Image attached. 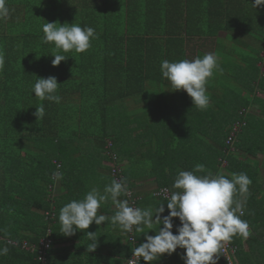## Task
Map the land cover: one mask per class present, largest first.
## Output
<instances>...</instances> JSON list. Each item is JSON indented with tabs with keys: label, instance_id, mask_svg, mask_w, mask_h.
<instances>
[{
	"label": "trees",
	"instance_id": "16d2710c",
	"mask_svg": "<svg viewBox=\"0 0 264 264\" xmlns=\"http://www.w3.org/2000/svg\"><path fill=\"white\" fill-rule=\"evenodd\" d=\"M252 2L7 0L9 18L0 20V247L9 251L0 264H40L41 240L50 241L44 264H129L158 224L123 231L111 222L117 209L109 198L98 210L107 221L66 237L60 209L93 188L104 194L122 174L127 193L119 199L142 209L164 204L162 218L178 173L198 164L199 176L246 173L251 180L247 193L234 196L250 235L233 236L217 264H264V6ZM46 22L92 27L96 38L83 53L61 52L68 58L53 66ZM210 52L219 69L206 84L209 107L200 110L173 89L160 65ZM49 76L60 84L59 103L32 94L36 77ZM254 103L258 113L249 110ZM41 104L45 115L37 119ZM233 124L236 139L226 144ZM108 159L112 167L102 164ZM99 168L106 173L91 179ZM150 177L153 191L144 190ZM179 226L173 218V234ZM87 231L98 237L95 255L87 251ZM184 252L177 248L153 264H184Z\"/></svg>",
	"mask_w": 264,
	"mask_h": 264
},
{
	"label": "clouds",
	"instance_id": "9594fccd",
	"mask_svg": "<svg viewBox=\"0 0 264 264\" xmlns=\"http://www.w3.org/2000/svg\"><path fill=\"white\" fill-rule=\"evenodd\" d=\"M251 5L255 9L264 6V0H253ZM9 14L7 0H0V20L8 19ZM42 31L43 42L54 44L55 54H50L54 57L53 66L68 58L60 54L61 52L83 53L91 47V40L96 38L92 27L82 28L75 23L46 22ZM4 63V56L0 53V71L3 70ZM218 69V58L211 52L193 60H164L160 65L162 76L170 81L173 89L185 91L192 104L200 110L209 107L206 84L213 76L214 70ZM59 85L53 76L36 77L32 94L41 101L59 103ZM34 115L37 119L43 118V104L36 107ZM202 171L204 165L198 164L195 171L178 173L172 185L173 189L178 191H172L167 196L168 214L162 218L160 214L165 212L164 204H160L155 210L142 209L131 206L126 199H119L127 193L122 181L113 180L105 187L104 194L93 188L82 200H73L60 209L61 233L66 237L72 236L78 229L87 230L93 222L99 226L107 221L109 217L98 214V210L110 198L117 209L111 217V222L119 224L123 231L132 232L135 226L136 232L144 233L145 228L151 230L155 224L159 225L155 235H147L149 231L145 234V242L135 247L134 259H130L129 264H140L141 258L147 264H153L162 255H171L177 248L185 250L182 256L184 264H217L221 250L233 236L247 238L250 235L247 221L242 220L238 214H242V208L234 196L237 192L247 193L251 180L246 173H233L231 179L211 173L204 176L195 174ZM56 177L59 179L60 174L57 173ZM173 218L180 221V226L176 229L177 234L172 231ZM86 234L91 241L87 251H94L98 246V237L95 232L87 231ZM8 251L7 247H0V255H7Z\"/></svg>",
	"mask_w": 264,
	"mask_h": 264
},
{
	"label": "rangeland",
	"instance_id": "374dc122",
	"mask_svg": "<svg viewBox=\"0 0 264 264\" xmlns=\"http://www.w3.org/2000/svg\"><path fill=\"white\" fill-rule=\"evenodd\" d=\"M258 94V93H257ZM244 96H246V97H249V96H247V95H245V93L243 94ZM260 95V94H259ZM215 108H219V106L216 104L215 106H214ZM259 104H253L252 105V107H250V111H253V112H257L258 113V111H259ZM234 125V124H233ZM234 126H236V129H235V131L239 128L238 127V125L237 124H235ZM233 127V126H232ZM235 131H234V133H235ZM230 134V133H229ZM229 136V135H228ZM235 139H236V135H234V141H235ZM227 140V139H226ZM256 158H258L259 160H261L262 158H261V156L260 155H256ZM94 161H95V159H93ZM112 160H113V158H112ZM102 164L103 165H107L108 167H112L113 165H114V163L111 161V160H109L108 159V161L107 160H102ZM121 165V163L120 162H118L117 163V166H116V168H115V170L116 169H122V166L120 167V165ZM224 165V164H223ZM96 168V167H95ZM103 170H105V169H98V170H95V172L94 173H92V176H91V179H93V180H98V179H100V173H106V170L105 171H103ZM121 177H122V174H117V175H115L114 176V178H115V180H119V179H121ZM151 178V177H150ZM98 184H100V183H97V182H95V185H98ZM143 185H146L145 187V189L144 190H154L155 189V186H154V181L152 180V178L151 179H148L147 181L145 180V182H144V184ZM97 190H99L98 188H96ZM158 191H160L161 192V189L160 190H158ZM157 192V191H156ZM166 192H168V190L166 191ZM128 195H129V192H128ZM131 197V195H129L128 196V198H130ZM115 207V206H114ZM116 208V207H115ZM95 255V254H94Z\"/></svg>",
	"mask_w": 264,
	"mask_h": 264
},
{
	"label": "built area",
	"instance_id": "2783aa9c",
	"mask_svg": "<svg viewBox=\"0 0 264 264\" xmlns=\"http://www.w3.org/2000/svg\"><path fill=\"white\" fill-rule=\"evenodd\" d=\"M236 129V126H233L232 128V132L230 133V135L227 137V140H226V144H230L233 139H234V131ZM237 131V130H236ZM235 131V132H236ZM113 172L117 173L119 172V170H114ZM167 190H162L160 193L164 194V195H168V192H166ZM132 233V232H131ZM50 241L49 240H41L40 241V245L42 246V249L39 251V257L40 260H41V263L40 264H44L45 263V253H46V250L49 248L50 246ZM224 254H227L229 251H230V247L228 248V245L225 244V247L221 250ZM134 259V257L132 258ZM130 261V260H129ZM228 264H233V262L230 260L228 261Z\"/></svg>",
	"mask_w": 264,
	"mask_h": 264
},
{
	"label": "crops",
	"instance_id": "0c3cea01",
	"mask_svg": "<svg viewBox=\"0 0 264 264\" xmlns=\"http://www.w3.org/2000/svg\"><path fill=\"white\" fill-rule=\"evenodd\" d=\"M57 246H61V245H57ZM91 252H94V251H91ZM96 252H94L95 254ZM96 263L92 262L91 264H105L104 262H99V261H95Z\"/></svg>",
	"mask_w": 264,
	"mask_h": 264
}]
</instances>
